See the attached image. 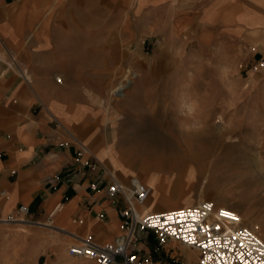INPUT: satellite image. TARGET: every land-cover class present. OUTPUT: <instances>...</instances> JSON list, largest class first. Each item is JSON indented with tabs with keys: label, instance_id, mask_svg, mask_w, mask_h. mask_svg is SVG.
Instances as JSON below:
<instances>
[{
	"label": "rangeland",
	"instance_id": "374dc122",
	"mask_svg": "<svg viewBox=\"0 0 264 264\" xmlns=\"http://www.w3.org/2000/svg\"><path fill=\"white\" fill-rule=\"evenodd\" d=\"M142 1L126 7L121 0H67L60 19L69 29L54 30V46L33 48L30 60L40 75L63 74L68 95L59 100L70 112L72 132L88 148L107 147L116 166L104 159L101 165L120 181L138 177L153 189L163 204L155 211L213 201L256 225L264 240V30L238 31L172 3L144 8ZM121 82L128 84L120 98L115 90ZM186 102L194 108L181 113ZM187 134L205 140L202 166L195 168ZM160 140L171 148L165 152L183 153V173L169 166L143 169L139 151L156 150ZM130 147L139 151L128 155ZM161 179L168 185L162 198ZM142 237L159 257L169 250L189 262L198 258L176 242L160 246L151 232L140 231ZM76 244L44 225L0 224V264H97L69 256Z\"/></svg>",
	"mask_w": 264,
	"mask_h": 264
},
{
	"label": "crops",
	"instance_id": "0c3cea01",
	"mask_svg": "<svg viewBox=\"0 0 264 264\" xmlns=\"http://www.w3.org/2000/svg\"><path fill=\"white\" fill-rule=\"evenodd\" d=\"M66 1L0 0V224L15 223L9 219L24 204L29 208L30 220L70 241L91 237L105 244L123 233V221L117 212L123 202L89 189L93 182L101 180L103 172L88 155L99 161L109 160L116 166L112 154L107 147L88 148L83 143L87 154L79 155L82 141L72 132L75 125L70 124V112L59 100L68 95L63 74L40 75L30 60L33 48L46 52L54 46V30L69 29L64 19H60ZM121 2L130 7L133 0ZM142 3L144 8H163L172 3L176 9L181 7L184 14L209 15V24L219 23L238 31L264 30V0H143ZM179 23L183 26L184 20ZM17 56L21 61H17ZM58 76L63 80L57 81ZM150 182L155 185L154 180ZM141 239L135 247L143 255L154 256V264L197 262V259L189 262L169 250L159 257L157 248L146 238Z\"/></svg>",
	"mask_w": 264,
	"mask_h": 264
},
{
	"label": "built area",
	"instance_id": "2783aa9c",
	"mask_svg": "<svg viewBox=\"0 0 264 264\" xmlns=\"http://www.w3.org/2000/svg\"><path fill=\"white\" fill-rule=\"evenodd\" d=\"M82 153L87 154L81 143L79 155ZM89 158L103 172L101 180L93 182L89 189L123 202L117 209L123 221V233L105 244L91 237H76L78 244L69 248V256L91 259L97 264H154L135 247L142 240L138 239L139 232L146 231L155 236L160 246L176 242L195 250L196 264H264V240L258 234L259 228L244 224L236 211L217 206L213 201H203L192 206L145 212L139 206L151 197L152 190L147 184L138 177L122 182L94 155L90 154ZM28 213V206L22 204L16 216L27 217ZM9 220L17 222L18 219Z\"/></svg>",
	"mask_w": 264,
	"mask_h": 264
},
{
	"label": "bare ground",
	"instance_id": "6f19581e",
	"mask_svg": "<svg viewBox=\"0 0 264 264\" xmlns=\"http://www.w3.org/2000/svg\"><path fill=\"white\" fill-rule=\"evenodd\" d=\"M55 77V76H54ZM60 76H58V79H57V81H61V80H63V79H61V78H59ZM30 79V78H29ZM127 84L128 83H120L119 85H118V87L116 88V90H115V92L117 93V95L121 98V97H123V96H125V88H126V86H127ZM62 86V85H61ZM124 92V93H123ZM192 105H193V103H192ZM189 102H186V103H184V105H183V107H182V110H181V113H186V112H189L191 109H192V106ZM194 108V107H193ZM183 116V115H182ZM179 130V129H178ZM187 133V132H186ZM189 134H187V136H188ZM192 134H190L188 137L190 138L189 140H187L186 141V147L188 148V149H190V150H194V154H196L195 156H194V159L196 158L197 160H194V162H196L194 165H195V168H196V166H202L201 165V161L200 160H198L199 158H201L202 156H203V154H207L208 153V151L207 152H205V151H203V149H204V147H205V145L204 144H206L204 141L205 140H201V139H199V140H196L193 136H191ZM155 139V138H154ZM195 142H198L199 143V145L198 146H196V144H195ZM171 144V143H170ZM178 147H179V145H178ZM148 148V149H147ZM163 148H169L167 145H166V142H165V140L163 141V140H160L159 141V143L157 144V148H155L156 150H154V149H151V147H146V149L147 150H140L139 151V149H137V148H129V150H128V152H127V154L129 155L131 152H132V154H133V152L134 151H139V152H141V153H143L144 154V161H143V163H142V167H143V169H145V170H152V169H159V170H162V169H166V166H169L170 168H172V170L173 171H176L178 174H181V173H183L184 172V167H185V165H184V161H183V153H174V154H172V152L171 151H167V152H165L164 151V149ZM111 149V148H110ZM169 149H171V148H169ZM178 149H180V148H178ZM113 150V149H112ZM157 152V153H156ZM186 152V151H185ZM193 153V152H192ZM95 154V153H94ZM188 155H191V154H188ZM127 156V155H126ZM128 157V156H127ZM141 157V156H140ZM154 159H153V158ZM168 159H173L172 161H170V162H168L167 160ZM188 159H190V158H188ZM209 160V159H208ZM187 162H189V161H186V163ZM141 164V163H140ZM183 165V166H182ZM169 170V169H168ZM259 171V170H258ZM192 171H191V168H190V170H189V173H188V175H189V179L192 181V179H193V175H192V173H191ZM195 172V171H194ZM160 173V172H159ZM164 175V174H163ZM209 175V173L207 174V176ZM206 176V178H205V183L207 184L208 182H209V178ZM168 179V178H167ZM162 181V179L161 180H159V183H158V185H159V191L160 192H162V191H164L166 188H165V186H168V185H165V186H163L162 184H163V182L162 183H160ZM179 182H180V179H179V177L177 176L175 179H174V183L177 185V183L179 184ZM169 183V182H168ZM176 187V186H175ZM174 187V188H175ZM210 187V186H209ZM173 188V189H174ZM152 190V194H151V197L149 198V200L146 202V204L145 205H141V206H139V209L140 210H143V211H145V212H148L149 211V209H151V211L153 210V211H155V208H156V206H158L159 207V209L160 208H162V205L160 204V203H158V201H157V198H156V196H154V194H153V189H151ZM164 192H166V191H164ZM173 192V191H172ZM175 192V191H174ZM178 192V191H177ZM176 193V192H175ZM184 193V192H183ZM191 193V192H190ZM163 195V193H161V196ZM178 195V194H177ZM193 195V194H192ZM170 196H172V195H170ZM175 196V195H174ZM186 197V196H185ZM190 197H192V196H190ZM162 198V197H161ZM168 199H170V197L168 198ZM167 199V200H168ZM177 199H178V197H177ZM181 199H182V195H181ZM187 199V198H186ZM152 200L154 201L152 204H150V205H148V202H152ZM172 201V200H171ZM183 203V202H182ZM177 204H180L179 202H174V203H170V205L171 206H177ZM184 204V203H183ZM193 204V203H192ZM185 206V205H184ZM177 208V207H176ZM17 221H22V222H25V223H29V225L31 224H38V223H35V222H32V221H26V220H17ZM10 222V221H9ZM7 223V222H6ZM43 225V224H42ZM249 225H251V224H249ZM50 228H52V229H56V228H54V226H51V225H48ZM256 226V225H255ZM47 228V227H46ZM58 230V229H57ZM62 230V229H61ZM53 231V230H52ZM59 231V230H58ZM68 234V233H67ZM66 234V235H67ZM71 235V234H70ZM71 237H73V236H71Z\"/></svg>",
	"mask_w": 264,
	"mask_h": 264
},
{
	"label": "snow or ice",
	"instance_id": "6c2138e0",
	"mask_svg": "<svg viewBox=\"0 0 264 264\" xmlns=\"http://www.w3.org/2000/svg\"><path fill=\"white\" fill-rule=\"evenodd\" d=\"M225 215H229L228 213H225ZM233 219H235V217H233Z\"/></svg>",
	"mask_w": 264,
	"mask_h": 264
}]
</instances>
